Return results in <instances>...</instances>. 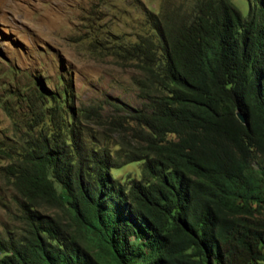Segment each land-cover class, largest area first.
Returning <instances> with one entry per match:
<instances>
[{
    "label": "trees",
    "instance_id": "obj_1",
    "mask_svg": "<svg viewBox=\"0 0 264 264\" xmlns=\"http://www.w3.org/2000/svg\"><path fill=\"white\" fill-rule=\"evenodd\" d=\"M247 1L147 13L107 43L142 108L80 102L63 77L0 95V264H264V0ZM133 162L141 179L114 178Z\"/></svg>",
    "mask_w": 264,
    "mask_h": 264
},
{
    "label": "rangeland",
    "instance_id": "obj_2",
    "mask_svg": "<svg viewBox=\"0 0 264 264\" xmlns=\"http://www.w3.org/2000/svg\"><path fill=\"white\" fill-rule=\"evenodd\" d=\"M231 1L248 15L247 0ZM193 6L195 0H0V95L4 100L9 86L28 85L32 78L55 88L63 77L73 84L80 102L108 98L129 109L142 108L135 71L122 67L103 48L113 40L135 42L147 13L166 15ZM97 26L100 33L93 32ZM12 65L19 73L11 82ZM11 125L0 103V138L10 135ZM142 165L129 163L111 173L121 182L141 179ZM11 196L0 180L1 231L12 226Z\"/></svg>",
    "mask_w": 264,
    "mask_h": 264
},
{
    "label": "water",
    "instance_id": "obj_3",
    "mask_svg": "<svg viewBox=\"0 0 264 264\" xmlns=\"http://www.w3.org/2000/svg\"><path fill=\"white\" fill-rule=\"evenodd\" d=\"M238 116H239V119H240L241 122L247 123V119H246V116L244 114L239 113Z\"/></svg>",
    "mask_w": 264,
    "mask_h": 264
}]
</instances>
